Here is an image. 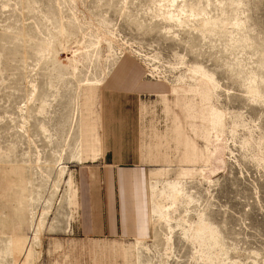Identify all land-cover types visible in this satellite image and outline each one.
Segmentation results:
<instances>
[{
  "label": "rangeland",
  "instance_id": "374dc122",
  "mask_svg": "<svg viewBox=\"0 0 264 264\" xmlns=\"http://www.w3.org/2000/svg\"><path fill=\"white\" fill-rule=\"evenodd\" d=\"M114 160L145 238L92 227ZM0 264H264V0H0Z\"/></svg>",
  "mask_w": 264,
  "mask_h": 264
},
{
  "label": "crops",
  "instance_id": "0c3cea01",
  "mask_svg": "<svg viewBox=\"0 0 264 264\" xmlns=\"http://www.w3.org/2000/svg\"><path fill=\"white\" fill-rule=\"evenodd\" d=\"M123 77L119 69L115 72L112 81L114 84L119 83ZM106 165L109 167L106 170L105 181L100 182L105 186V199L100 200L93 212L96 224L92 218V227L99 236L108 238L147 237V192L143 177L144 168L123 166L121 160H114Z\"/></svg>",
  "mask_w": 264,
  "mask_h": 264
},
{
  "label": "bare ground",
  "instance_id": "6f19581e",
  "mask_svg": "<svg viewBox=\"0 0 264 264\" xmlns=\"http://www.w3.org/2000/svg\"><path fill=\"white\" fill-rule=\"evenodd\" d=\"M97 145H98V136H97Z\"/></svg>",
  "mask_w": 264,
  "mask_h": 264
}]
</instances>
